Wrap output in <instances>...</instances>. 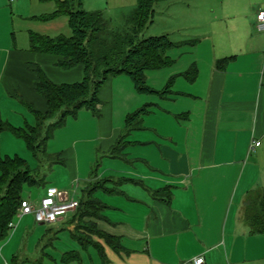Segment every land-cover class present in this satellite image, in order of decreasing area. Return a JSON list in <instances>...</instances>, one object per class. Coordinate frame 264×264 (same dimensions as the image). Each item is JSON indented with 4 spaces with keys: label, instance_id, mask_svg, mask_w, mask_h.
<instances>
[{
    "label": "crops",
    "instance_id": "0c3cea01",
    "mask_svg": "<svg viewBox=\"0 0 264 264\" xmlns=\"http://www.w3.org/2000/svg\"><path fill=\"white\" fill-rule=\"evenodd\" d=\"M46 1L55 7L41 16L56 8L55 0ZM21 2L0 0V117L13 127L34 125L36 114L47 110L46 99L34 90L38 70L57 84L84 75L81 63L64 67L59 55L29 50L30 33L55 35L35 31L29 22L17 31L15 20L33 21L36 15L32 9L21 13ZM209 5L211 19L193 24L204 31L175 41L167 51L169 65L145 71L146 81L149 71H156L153 85L147 83L157 90L172 79L169 93H138L129 77L109 75L97 92L98 114L80 110L46 142L52 160L38 169L45 175L39 186L49 174L50 181L62 172L66 179L45 187L41 198L78 200L102 183L93 197L105 207L100 218L91 219L125 248L115 252L95 237L108 264H191L199 256L203 264H264V239L257 236L262 234H252L242 215L249 191L264 187V29L257 27L264 0H210ZM192 65L196 74L190 80L183 73ZM144 105L148 111L140 123L127 125L126 115ZM14 155L37 166L22 138L0 130V157ZM69 183L78 196L64 188ZM73 212L57 220L72 239ZM14 231L11 240L1 241L0 264H42L31 261L39 252L52 264L53 241L39 248L40 235L30 247L17 246L18 228ZM92 248L82 247L91 264H103ZM69 251L83 262V252L72 249L60 251L62 263Z\"/></svg>",
    "mask_w": 264,
    "mask_h": 264
},
{
    "label": "trees",
    "instance_id": "16d2710c",
    "mask_svg": "<svg viewBox=\"0 0 264 264\" xmlns=\"http://www.w3.org/2000/svg\"><path fill=\"white\" fill-rule=\"evenodd\" d=\"M56 8L42 18L67 16L71 30L69 36L58 34L48 36L38 33L29 34V50L51 53L64 58V67L77 63L84 66L80 81L72 83H53L38 70V81L34 90L47 101L44 114H36L34 125L13 127L0 117V130L9 129L15 136L22 138L26 147L37 161L31 168L21 157H0V242L10 233L9 223L19 212L23 198V186H39L45 183V175L38 169L48 159L46 142L55 129L63 126L69 117H75L82 109L98 114L97 92L105 79L111 75L126 74L135 90L143 94H165L170 92L172 79L157 90L148 85L145 71L169 65L171 59L167 51L178 43L167 34L142 36L143 30L152 22L153 6L159 0H135V7L128 17L129 29L124 32H106L107 22L100 11L83 8V0H55ZM196 67L192 65L183 75L193 79ZM264 86V68L262 72ZM147 105L126 115L127 125L140 123L141 115L147 113ZM119 140L116 141L118 143ZM113 144V148L114 145ZM98 186L100 182H97ZM97 183L88 188L77 200L74 210L79 219L87 217L85 224L75 225L71 235L84 249L93 246L98 250L103 264H108L102 245L95 239L101 238L113 251L122 252L125 248L120 239L97 229L91 218H100L105 207L93 197ZM102 183L99 187H102ZM110 191V190H108ZM158 192L154 194L157 195ZM242 215L252 234L264 235V187L249 191L245 198ZM72 251L63 254V259L73 257ZM9 264V263H4Z\"/></svg>",
    "mask_w": 264,
    "mask_h": 264
},
{
    "label": "rangeland",
    "instance_id": "374dc122",
    "mask_svg": "<svg viewBox=\"0 0 264 264\" xmlns=\"http://www.w3.org/2000/svg\"><path fill=\"white\" fill-rule=\"evenodd\" d=\"M16 1V0H15ZM20 1V0H19ZM20 3H17V6L20 5L21 13H27L35 10L36 17L33 21H25V19H20L19 21H14L17 23V31L20 29V25L22 22L27 24H32L35 31H45L50 35L63 34L65 36H69L71 34V30L68 26V21L65 16H59L56 18H42L39 15L41 12L51 11L52 7H55L54 1H46V0H31L30 2H26L25 0ZM210 0H159L155 2L153 9V17L152 22L147 25V27L143 30L142 36H156L167 34L172 41H180L182 39H193L194 34H198L200 31H204V27L197 28L194 27L193 24L195 22H199L200 20L205 21V19L209 18V8L212 7L209 5ZM214 4V3H213ZM15 3H12L11 9L14 13L19 14L15 10ZM16 6V9H18ZM135 7V0H83V8L89 11H100L106 19L107 27L106 32H124L129 29L128 17L131 14ZM9 8V7H8ZM50 9V10H48ZM207 9V10H206ZM209 13V14H208ZM204 16L202 17V15ZM45 16V15H43ZM33 18V16H31ZM65 19V23H64ZM29 22V23H27ZM22 27V26H21ZM19 34V32H16ZM193 36H192V35ZM127 76L126 74H122ZM157 75L156 71H149L148 83L153 85V81L155 76ZM128 77V76H127ZM158 85V84H156ZM154 87V86H153ZM159 86H157L158 88ZM5 108H9L8 105ZM50 174L46 177V184L43 186H30L24 185L22 194L26 199H29L31 202H38L43 193L45 187H49L51 185H55L53 183L61 181L64 177V173H57L53 175L52 180L49 178ZM49 180V183L47 182ZM64 188L68 191L70 196L76 197L79 195V189L76 188L73 184H67ZM31 193V194H30ZM30 194V196H29ZM74 214L73 219L77 220V224H85L86 220H89L87 217L79 219L76 212ZM70 212L65 215L70 216ZM64 217V216H63ZM58 220V218H57ZM57 220L54 223H42L39 224L34 218L33 214H27L26 216H22V218L15 217L13 218L14 225L16 229L18 228V233L13 237L14 242H17L16 245L19 246L27 245L30 247L31 242H35L36 236H40L41 238L36 244L39 248H43L48 245L49 241H53L55 249H49V254H51L52 259L50 262L54 264V261H57V264H91L90 258L88 257L85 250L82 249L80 244L71 238L70 232L65 228V223H61L60 221L57 223ZM75 226V225H74ZM74 228V227H73ZM15 228L12 229L10 233V240L14 234ZM259 238L264 239V235H257ZM3 243L0 242V249L3 247ZM12 247V250H16L17 246ZM3 249V248H2ZM81 250L83 252V262H79L77 258H79V254L77 252L73 253V257L61 262V253L60 251L65 250ZM90 252L94 250L92 247H88ZM263 250V246L261 248ZM262 252V251H261ZM4 253V250H3ZM81 257V256H80ZM32 263H42L49 264L48 257H46L43 253L39 252L31 256ZM189 264V263H188ZM192 264V263H191Z\"/></svg>",
    "mask_w": 264,
    "mask_h": 264
},
{
    "label": "built area",
    "instance_id": "2783aa9c",
    "mask_svg": "<svg viewBox=\"0 0 264 264\" xmlns=\"http://www.w3.org/2000/svg\"><path fill=\"white\" fill-rule=\"evenodd\" d=\"M257 27L259 29H264V9H261L257 13ZM260 144L259 140H256L253 145L258 146ZM77 207V200L73 198L60 199L55 195L45 196L41 198L38 202H31L29 199H23L21 201L19 212L16 217L20 218L22 215L33 214L37 222L52 223L57 220V218L66 215L68 212H72ZM11 230L15 228L14 222L9 223ZM193 264H203V257L199 256L194 258ZM181 264H188L187 262H182Z\"/></svg>",
    "mask_w": 264,
    "mask_h": 264
}]
</instances>
